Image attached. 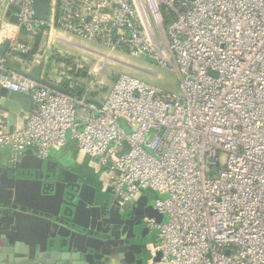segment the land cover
Instances as JSON below:
<instances>
[{"label":"built area","instance_id":"obj_1","mask_svg":"<svg viewBox=\"0 0 264 264\" xmlns=\"http://www.w3.org/2000/svg\"><path fill=\"white\" fill-rule=\"evenodd\" d=\"M0 7L17 18L0 22V89L32 96L21 127L0 121V147L45 159L69 131L80 162L111 164L101 179L120 203L167 194L153 209L168 219L146 222L155 264H264V0H49L44 20L34 0ZM52 32L145 56L175 71L182 92L122 73L95 102L3 73L6 60L45 66ZM47 72L53 83L67 74Z\"/></svg>","mask_w":264,"mask_h":264},{"label":"water","instance_id":"obj_2","mask_svg":"<svg viewBox=\"0 0 264 264\" xmlns=\"http://www.w3.org/2000/svg\"><path fill=\"white\" fill-rule=\"evenodd\" d=\"M48 9L49 0H34L36 18L46 19ZM6 15L17 23L16 15L10 14V10ZM39 41V38L34 40L30 53L35 52ZM7 46L8 41L4 40L1 55ZM43 67V60L30 69L18 59L6 60L3 73L12 71L74 95L46 79L42 75ZM0 100V106L8 110L7 124L12 126L19 118L21 127L25 113L32 107L31 94L1 88ZM20 155V161L14 162L12 167L0 170L3 174L0 177V264H110V207L114 210L119 207L115 200L110 203V195L119 196L99 176L109 172L111 164L96 170V178L89 183L73 169H60L58 162L37 157L32 149ZM2 180L7 181L6 184L2 185ZM20 184L31 187L35 195L21 194ZM146 214L148 219L155 217L158 222L162 221L154 209L150 208ZM129 247L133 250L127 241L125 250Z\"/></svg>","mask_w":264,"mask_h":264},{"label":"crops","instance_id":"obj_3","mask_svg":"<svg viewBox=\"0 0 264 264\" xmlns=\"http://www.w3.org/2000/svg\"><path fill=\"white\" fill-rule=\"evenodd\" d=\"M3 7H0V15L2 16L0 22H6L2 20L3 18L9 19V16L6 15V11L9 10V8L5 11L2 9ZM10 13L11 10H10ZM10 21V20H9ZM21 32L18 34L19 39ZM55 35H58V38H54ZM64 35V36H63ZM23 37V33H22ZM46 39V38H45ZM24 40V37H23ZM58 40L60 41V44L58 46H54L53 41ZM49 45L45 46L47 51H49L47 63H45V66L43 67L42 73L44 76L48 74L47 70L49 67H53V71L56 68H64V72L66 71V76L63 77L60 81L56 82L55 84L58 85L60 88L65 89L71 93H73L75 96L78 97H84L85 99H89L91 101L95 102H100L102 101L105 96L107 95L108 91L110 88H108L106 85L96 83V81H88V82H83L82 78L80 77V74L82 77H85L86 75H90L92 73H95L97 71H101L103 73L106 72V70H102L100 62L95 63L91 68L88 70L85 69V67L82 65L80 60L81 55L78 54L79 52H87L88 54L91 53H98L97 48L95 45L92 44H99V43H94L90 42L88 43L87 41L85 42L84 40L79 39L76 36H72L69 33L65 32H52L50 34V39H48ZM101 45V44H100ZM101 54V53H100ZM58 57H57V56ZM104 59L106 60V56H104ZM50 64V65H47ZM49 66V67H48ZM100 68V69H99ZM52 71V70H51ZM115 80V79H114ZM113 80V81H114ZM62 83H65V86H61ZM113 83V82H112ZM2 103V100H0ZM3 113V114H2ZM8 114V110L2 108L0 106V121L6 120ZM20 124V119H16V124L10 126L13 127L15 125ZM72 145L74 147L75 151V156H74V161L75 165L77 166L76 170L82 172V171H87L89 172L90 170H94L93 167L91 166L90 159L86 157L82 162H80L77 158V152H78V147H77V142L76 140L69 135L68 141L65 146ZM63 146V147H65ZM61 147V149L63 148ZM55 150V149H52ZM57 150V149H56ZM59 150V149H58ZM16 153L20 154L21 152L14 151L10 147H0V170L3 169L6 166H10L13 161L16 159H19L21 156L16 155ZM51 153V151H50ZM48 155L47 158H45L46 161L48 162H58V167L60 169H72L68 167V160L65 159L63 154H50ZM75 171V170H74ZM76 172V171H75ZM77 173V172H76ZM87 174V173H86ZM3 176V174L0 172V177ZM66 264V263H64Z\"/></svg>","mask_w":264,"mask_h":264},{"label":"rangeland","instance_id":"obj_4","mask_svg":"<svg viewBox=\"0 0 264 264\" xmlns=\"http://www.w3.org/2000/svg\"><path fill=\"white\" fill-rule=\"evenodd\" d=\"M2 16L0 15V20ZM2 20L6 21V17ZM21 39L23 40L22 33L20 34ZM86 42V41H85ZM90 43V42H88ZM54 46H58L60 44V41L54 40L53 41ZM95 45L97 48L98 53H91L88 54L87 52H79L78 54L81 55L80 60L82 65L85 67L86 70L91 68L95 63L100 62V65L102 70H106L105 73L101 72L100 70L92 73L90 75H86L85 77H82L80 74L79 78H82V81L88 82V81H96V83L106 85L108 88H111L113 80L122 73H127L129 75L138 77L140 79H143L147 82H151L161 88H163L165 91L170 92H176L181 93L182 90L179 87V78L175 71L170 70L168 68L160 67L156 62H154L151 59H148L145 56H132L129 52L125 50H110L108 47H104L100 44H92ZM46 43L41 44V51L45 48ZM101 53V54H100ZM57 56V55H56ZM104 56H106V60L104 59ZM58 57V56H57ZM99 68V69H100ZM53 69V67H51ZM123 125V123H121ZM67 135L69 137L70 133L67 132ZM22 152V151H21ZM63 154L65 159L68 160V167L72 168L73 170H76L77 166L75 165L74 156L75 151L74 147L72 145H68L63 147L62 149L59 148V150L51 149L50 154ZM16 155H20L19 153ZM22 156V155H20ZM85 173L89 174L88 181H93L96 178V170H90L82 171L81 174L84 175ZM167 197V194H160L158 192H155L154 190L147 188L143 191L142 195L135 201H132L131 203L137 207V208H145L146 211H149L150 208L153 209V204L155 202L156 198L165 199ZM158 214L159 220L166 221L167 215L165 214ZM155 233V243L158 242V236L156 233V230L154 229Z\"/></svg>","mask_w":264,"mask_h":264},{"label":"flooded vegetation","instance_id":"obj_5","mask_svg":"<svg viewBox=\"0 0 264 264\" xmlns=\"http://www.w3.org/2000/svg\"><path fill=\"white\" fill-rule=\"evenodd\" d=\"M20 158L6 167H12L14 162L20 161ZM50 169L52 170V167ZM75 171L81 179L88 181V174L82 175L79 170ZM99 178L102 181L101 174ZM4 179L6 180V177ZM3 181L1 184H6L7 181ZM91 182L93 181H89V183ZM26 187V184H20L18 189L20 188L21 194L28 192L31 196L35 195L34 190H30L31 187L30 189ZM114 200L118 202L119 207L116 210L110 207V264H117L122 261L126 264H135L137 263L135 260L142 264H155L159 257L157 253L153 252L155 233L152 228L146 225L148 220L146 209L137 208L131 202L120 203V198L116 194H111L110 203ZM135 222L136 224L134 225ZM127 241L132 245L133 250L130 247L125 250ZM113 253L114 255H112Z\"/></svg>","mask_w":264,"mask_h":264},{"label":"trees","instance_id":"obj_6","mask_svg":"<svg viewBox=\"0 0 264 264\" xmlns=\"http://www.w3.org/2000/svg\"><path fill=\"white\" fill-rule=\"evenodd\" d=\"M61 86H65V83H62ZM88 174V173H87ZM89 175V174H88Z\"/></svg>","mask_w":264,"mask_h":264},{"label":"bare ground","instance_id":"obj_7","mask_svg":"<svg viewBox=\"0 0 264 264\" xmlns=\"http://www.w3.org/2000/svg\"><path fill=\"white\" fill-rule=\"evenodd\" d=\"M64 36V35H63Z\"/></svg>","mask_w":264,"mask_h":264}]
</instances>
